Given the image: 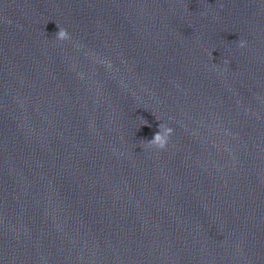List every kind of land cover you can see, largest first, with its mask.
<instances>
[{
    "label": "water",
    "instance_id": "95a60500",
    "mask_svg": "<svg viewBox=\"0 0 264 264\" xmlns=\"http://www.w3.org/2000/svg\"><path fill=\"white\" fill-rule=\"evenodd\" d=\"M0 264H264V0H0Z\"/></svg>",
    "mask_w": 264,
    "mask_h": 264
},
{
    "label": "clouds",
    "instance_id": "9594fccd",
    "mask_svg": "<svg viewBox=\"0 0 264 264\" xmlns=\"http://www.w3.org/2000/svg\"><path fill=\"white\" fill-rule=\"evenodd\" d=\"M57 26L59 28V31L56 33V39L61 41L69 39V33L67 32V30L60 27L59 25ZM238 43L240 47H244L246 42L243 40H239ZM173 131L174 130L171 127H168L165 124H160L159 131L151 140H147L143 147L165 149Z\"/></svg>",
    "mask_w": 264,
    "mask_h": 264
}]
</instances>
